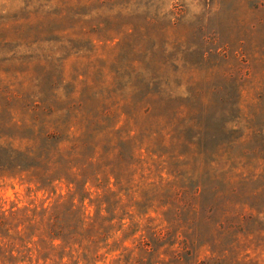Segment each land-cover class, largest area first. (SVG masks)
Wrapping results in <instances>:
<instances>
[{
	"label": "rangeland",
	"instance_id": "1",
	"mask_svg": "<svg viewBox=\"0 0 264 264\" xmlns=\"http://www.w3.org/2000/svg\"><path fill=\"white\" fill-rule=\"evenodd\" d=\"M0 160L88 264H264V0H0Z\"/></svg>",
	"mask_w": 264,
	"mask_h": 264
},
{
	"label": "trees",
	"instance_id": "2",
	"mask_svg": "<svg viewBox=\"0 0 264 264\" xmlns=\"http://www.w3.org/2000/svg\"><path fill=\"white\" fill-rule=\"evenodd\" d=\"M14 161L15 159L10 163L6 161L8 168H25L21 163L13 165ZM4 166L6 165L0 160V171L4 170ZM29 168L36 169V165H30ZM55 176H43L29 182L34 184L37 191L49 192L54 189V182L60 180ZM72 184L74 183L71 181L66 182L68 187ZM95 187L98 188L97 185ZM83 202L84 198L78 201L79 205ZM99 212V209L96 210V217ZM106 220L109 223L112 219L109 217ZM85 223V219L73 203H70L62 214L43 207L29 208L12 205L5 209L0 203V245L3 244L5 247L2 250L0 246V264L30 263L29 255L34 251L38 252L37 264L39 261L45 264L50 260L55 264H67L63 262V259L69 257L72 260V255L71 252L66 251V248L72 250L73 247L83 251L86 264L93 262L95 258L88 260L84 253V250H88L83 243L84 234L88 233L89 229ZM107 237L108 234L104 235L103 239L106 240ZM55 251L57 253L53 255ZM72 264H77V261Z\"/></svg>",
	"mask_w": 264,
	"mask_h": 264
}]
</instances>
